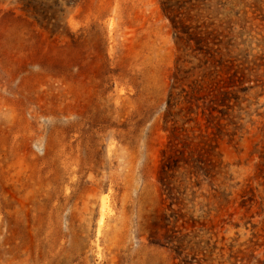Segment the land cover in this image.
I'll return each instance as SVG.
<instances>
[{
    "label": "rangeland",
    "instance_id": "rangeland-1",
    "mask_svg": "<svg viewBox=\"0 0 264 264\" xmlns=\"http://www.w3.org/2000/svg\"><path fill=\"white\" fill-rule=\"evenodd\" d=\"M0 264H264V0H0Z\"/></svg>",
    "mask_w": 264,
    "mask_h": 264
},
{
    "label": "bare ground",
    "instance_id": "bare-ground-1",
    "mask_svg": "<svg viewBox=\"0 0 264 264\" xmlns=\"http://www.w3.org/2000/svg\"><path fill=\"white\" fill-rule=\"evenodd\" d=\"M105 202H106V201H104V203H103V206H102V211H104V210H105V208H106V204H105Z\"/></svg>",
    "mask_w": 264,
    "mask_h": 264
}]
</instances>
